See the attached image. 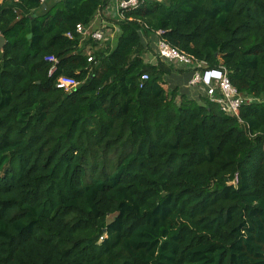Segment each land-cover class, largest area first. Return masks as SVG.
I'll return each mask as SVG.
<instances>
[{
  "label": "trees",
  "instance_id": "16d2710c",
  "mask_svg": "<svg viewBox=\"0 0 264 264\" xmlns=\"http://www.w3.org/2000/svg\"><path fill=\"white\" fill-rule=\"evenodd\" d=\"M108 3L0 0V264H264V0H143L89 62ZM159 30L255 100L167 90Z\"/></svg>",
  "mask_w": 264,
  "mask_h": 264
},
{
  "label": "built area",
  "instance_id": "2783aa9c",
  "mask_svg": "<svg viewBox=\"0 0 264 264\" xmlns=\"http://www.w3.org/2000/svg\"><path fill=\"white\" fill-rule=\"evenodd\" d=\"M18 2L19 0H11ZM41 4H45L47 0H39ZM143 0H119L118 9L120 10V18L123 15L122 12L127 9L137 8ZM93 25L89 28H85L82 24H78L76 27V34L81 36H87L96 43H104L107 39V31L110 28V24L107 21L102 22L95 30L92 29ZM164 31H157L154 34V42L151 47L154 48V54L150 61L145 60L147 63L156 64L159 60L166 64H178L183 67L191 77L188 81V85L192 88H203L208 99L213 103L219 105L221 110L228 116H239V111L244 103H251L255 98L247 97L241 94L235 86L231 83L228 72L225 68L208 69L206 62L198 61L193 56H190L179 49L171 46L165 39L162 38ZM69 39H74L75 34L69 32L67 34ZM149 43V40L146 39ZM146 57V53L143 58ZM47 62L52 64V68L49 75L52 76L58 67V60L54 56L45 58ZM89 62L95 61L94 55H89ZM173 67V66H172ZM174 68V67H173ZM175 70V68H174ZM142 81L149 79L147 74L142 76ZM80 83L73 78L61 76L56 82V87L66 93H71L79 87ZM238 178L236 177L233 183H237Z\"/></svg>",
  "mask_w": 264,
  "mask_h": 264
},
{
  "label": "rangeland",
  "instance_id": "374dc122",
  "mask_svg": "<svg viewBox=\"0 0 264 264\" xmlns=\"http://www.w3.org/2000/svg\"><path fill=\"white\" fill-rule=\"evenodd\" d=\"M117 1H119V0H109L107 8H105V10H103L101 16L97 17V20H99V21L104 20L110 24V28L108 29V31L106 33L107 34L106 41L104 43H96V44H98V46L100 48H103V49H105L106 47L111 48V44H113L114 41H115V46H116L117 38L120 34V28L116 22L121 20L122 17L120 18V10L118 9ZM88 39H90V38H88ZM151 42H154V37L149 40V44H148L149 46H147L148 49L146 50V57H145L146 59L145 60L148 59V61H150L152 59L151 54H154V48L151 47L153 45V43H151ZM94 43L95 42H90L88 40L84 44L85 45L84 51L87 55H93L94 51L96 50V46L94 45ZM145 43L147 44L148 42L145 41ZM174 65H175V72L179 71L180 69H178L179 68L178 64H174ZM170 66H173V64H170ZM166 80H167V78H166ZM171 82L173 83V85L171 84ZM169 83H170V85H169ZM174 83H175V80L172 81V79L169 78L166 81L165 88L169 91L174 90L175 89ZM191 92L193 94V95H191V97H193L195 99V101H197L198 103L203 104V100L201 98L207 97L205 92L203 91V88L200 86L199 88H195V89L191 90Z\"/></svg>",
  "mask_w": 264,
  "mask_h": 264
},
{
  "label": "crops",
  "instance_id": "0c3cea01",
  "mask_svg": "<svg viewBox=\"0 0 264 264\" xmlns=\"http://www.w3.org/2000/svg\"><path fill=\"white\" fill-rule=\"evenodd\" d=\"M101 14H102V12L101 13H99L96 17H95V19H94V21L92 22V25H93V28H97L99 25H100V23H102V22H104V20H97V17L98 16H101ZM89 37H87V36H82V38H81V48H84V44L89 40L88 39ZM115 47V41H114V43L113 44H111V49H113ZM107 48V47H106ZM168 65V64H167ZM173 67L175 68V65H173ZM178 69H180L179 71H177V72H173L172 73V75H170L169 77H167V80L169 79V78H171L172 79V81L173 80H175V83H174V87H175V89L177 88L178 89V93L179 94H185V95H187L188 97H190V99H193V100H195L193 97H191V95H193L192 94V92H191V90H193V89H195V88H193L192 89V87H190L189 85H188V81H189V79H190V77H191V74L190 73H188L183 67H181V66H179V68ZM171 84L173 85V83L171 82ZM169 85H170V83H169Z\"/></svg>",
  "mask_w": 264,
  "mask_h": 264
},
{
  "label": "water",
  "instance_id": "95a60500",
  "mask_svg": "<svg viewBox=\"0 0 264 264\" xmlns=\"http://www.w3.org/2000/svg\"><path fill=\"white\" fill-rule=\"evenodd\" d=\"M28 37L31 38L32 36L29 35ZM5 44H6V40H5V38H4L3 36H1V37H0V49H1V50L4 49Z\"/></svg>",
  "mask_w": 264,
  "mask_h": 264
}]
</instances>
